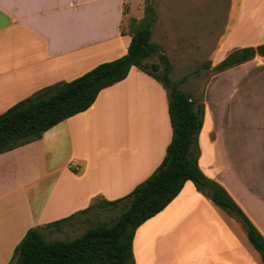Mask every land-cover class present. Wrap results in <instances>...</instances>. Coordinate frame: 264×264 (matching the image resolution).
Masks as SVG:
<instances>
[{"label":"crops","instance_id":"crops-1","mask_svg":"<svg viewBox=\"0 0 264 264\" xmlns=\"http://www.w3.org/2000/svg\"><path fill=\"white\" fill-rule=\"evenodd\" d=\"M142 0H0V114L36 91L126 54L125 9ZM223 49L264 43V0H231ZM237 41V40H236ZM239 48V49H240ZM211 68V69H212ZM198 166L264 237V57L206 81ZM167 91L132 67L84 112L0 154V264L26 231L115 200L145 181L171 140ZM135 264H263L241 224L187 181L132 243Z\"/></svg>","mask_w":264,"mask_h":264},{"label":"trees","instance_id":"trees-1","mask_svg":"<svg viewBox=\"0 0 264 264\" xmlns=\"http://www.w3.org/2000/svg\"><path fill=\"white\" fill-rule=\"evenodd\" d=\"M156 21L151 0H145L144 16L131 19L130 43L126 54L98 64L83 75L36 91L0 114V154L39 140L59 122L86 111L99 92L123 80L132 67L155 79L167 91L168 116L172 136L156 170L130 193L115 200L96 198L91 205L69 217L33 227L15 246L8 264H135L132 243L137 228L162 211L190 181L195 189L211 200L244 228L248 241L264 264V237L251 223L226 190L206 177L198 166V136L203 109L170 80L171 65L161 47L151 41ZM157 54L160 63L146 60ZM264 57V43L233 50L211 70L226 71ZM162 65V72L157 73ZM210 68V63L204 65ZM117 211L110 225L87 227L72 240L47 241L43 229L59 228L91 210Z\"/></svg>","mask_w":264,"mask_h":264},{"label":"rangeland","instance_id":"rangeland-1","mask_svg":"<svg viewBox=\"0 0 264 264\" xmlns=\"http://www.w3.org/2000/svg\"><path fill=\"white\" fill-rule=\"evenodd\" d=\"M156 21L152 27L151 41L157 43L172 67L170 80L193 100H200L206 81L214 73L211 68L215 51L227 36L233 16L231 0H151ZM145 0L139 1L133 11L125 9L123 29L129 32L131 19L140 21L144 16ZM242 31L235 34L223 49L227 54L238 47ZM237 40V41H236ZM229 54V53H228ZM227 54V55H228ZM148 64L160 63L157 54L146 60ZM210 63V68L204 65ZM162 65L157 73L162 72ZM198 192V191H197ZM117 211L94 209L79 215L59 228L43 229L47 241L72 240L89 226L110 225ZM33 228V227H32Z\"/></svg>","mask_w":264,"mask_h":264}]
</instances>
